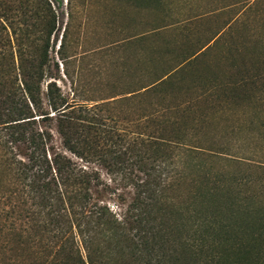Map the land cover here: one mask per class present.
Segmentation results:
<instances>
[{"label":"trees","instance_id":"trees-1","mask_svg":"<svg viewBox=\"0 0 264 264\" xmlns=\"http://www.w3.org/2000/svg\"><path fill=\"white\" fill-rule=\"evenodd\" d=\"M261 1L142 27L124 39L141 43V72L93 97L71 90L76 1L0 0V264H264V207L235 192L226 165L244 161L213 137L225 108L254 97L231 37L263 15ZM217 47L235 74L186 85ZM55 134L131 188L123 210L97 197V171Z\"/></svg>","mask_w":264,"mask_h":264},{"label":"rangeland","instance_id":"rangeland-1","mask_svg":"<svg viewBox=\"0 0 264 264\" xmlns=\"http://www.w3.org/2000/svg\"><path fill=\"white\" fill-rule=\"evenodd\" d=\"M75 1L78 11L74 14L68 52V55H74L68 60V69L73 77L71 90L74 89L77 95L85 92L93 97H101L120 91L124 78L141 72L138 61L141 43L124 45L127 36L142 27L150 28L162 22H172L178 17L184 19L235 0H88L86 6H83L85 0ZM139 4L143 10L138 9ZM149 7L154 10H146ZM259 7L263 15L245 28L235 31L231 37L233 42L243 43L245 48L242 56H235V62L238 66L245 64L249 69L248 74L255 76L256 82L252 86L254 97L250 101L235 103L230 109L225 108L216 119L217 132L213 137L219 144L227 145L229 153L244 161L241 164L226 165L230 171L227 174L234 173L235 192L243 197L253 195L254 201H259L264 207V47L254 42L256 39H264V0ZM215 23L218 24V21L210 25ZM206 26L202 24L201 28ZM165 34L170 35V32ZM250 36L255 40L249 39ZM58 40L52 43L51 55L57 58L59 67H62L61 60L55 54ZM223 51L224 48L220 47L211 49L193 69V77L189 78L186 74V85L200 83L207 77L220 81L233 76L231 74L234 70L231 74L228 70L230 62L219 63ZM60 85L64 91L72 92L69 81H63ZM211 136L212 133L207 129L204 137ZM54 144L79 166L88 171H97L100 181L97 197L109 203L117 212L123 210L130 199L131 188H124L119 179L113 178L99 164L84 161L64 150L57 134L54 135ZM213 163L214 171L220 170L219 164ZM226 182L232 183L230 180Z\"/></svg>","mask_w":264,"mask_h":264}]
</instances>
